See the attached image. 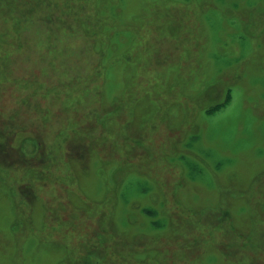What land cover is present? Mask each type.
I'll return each mask as SVG.
<instances>
[{
	"label": "rangeland",
	"instance_id": "obj_1",
	"mask_svg": "<svg viewBox=\"0 0 264 264\" xmlns=\"http://www.w3.org/2000/svg\"><path fill=\"white\" fill-rule=\"evenodd\" d=\"M0 264H264V0H0Z\"/></svg>",
	"mask_w": 264,
	"mask_h": 264
}]
</instances>
